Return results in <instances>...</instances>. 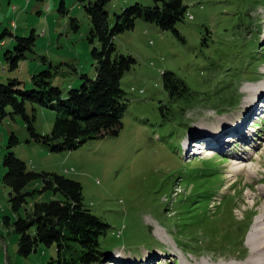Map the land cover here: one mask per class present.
Wrapping results in <instances>:
<instances>
[{"label":"rangeland","instance_id":"rangeland-1","mask_svg":"<svg viewBox=\"0 0 264 264\" xmlns=\"http://www.w3.org/2000/svg\"><path fill=\"white\" fill-rule=\"evenodd\" d=\"M95 1L0 0V33L7 28L15 36L29 37L34 29L36 35L34 51L13 71L5 54L15 50L16 39L4 38L0 82L19 77L31 89L32 68L37 66L38 74L51 67L52 84L67 96L70 88L82 84L83 74L95 78L92 50L100 43L88 39L91 19L85 8ZM139 1L148 3L111 0L106 6L110 23ZM184 1L194 18L186 16L177 25L183 39L143 19L116 36L118 51L137 59L121 82L128 107L118 136L52 152L32 138L21 115L0 121V264H48L57 255L56 245L44 244L29 256L19 252L20 235L13 227L19 213L12 210L11 190L3 182L8 151L29 169L57 172L82 184L85 204L110 224L103 247L118 249L110 256L113 261L103 264H239L238 259L250 258L248 236L264 212V108L259 104L260 112L247 117L256 96L247 91L257 93L264 84V0ZM62 3L65 12L59 10ZM165 71L176 73L194 90L195 99L184 114L175 108L166 110L167 115L161 111L160 106L171 104ZM26 110L29 115L35 110L38 133L51 132L55 109L27 102ZM243 117L245 127L230 131ZM211 128L223 129L220 142L216 131H205ZM12 133L20 143L10 149ZM192 140L212 152L195 154L187 148ZM40 188L41 182L33 181L26 189ZM50 195L29 196L20 213L25 215L35 201L51 200Z\"/></svg>","mask_w":264,"mask_h":264},{"label":"trees","instance_id":"trees-1","mask_svg":"<svg viewBox=\"0 0 264 264\" xmlns=\"http://www.w3.org/2000/svg\"><path fill=\"white\" fill-rule=\"evenodd\" d=\"M84 1V0H80ZM111 0H97L85 5L91 19L88 39L91 43L99 41L94 47L92 57L97 64L95 78L83 74L82 84L70 88L67 96L60 87L52 84L54 72L51 67L33 75V88H25L19 78H9L0 82V121L8 115H21L32 138L48 146L52 152L76 150L88 140L118 136L123 128V118L128 107L126 91L122 88L123 76L137 63L133 55L118 51L116 36L135 28L136 20L143 19L154 23L162 30H172L180 39L179 23L193 19L188 13L189 6L184 0H147L125 7L116 15L114 24L109 20L106 9ZM64 11V3L60 9ZM73 20V27L78 25ZM34 29L29 37L15 36L9 29L0 33V48L7 35L16 39L14 51H8L5 59L11 71L20 68L21 60L33 52L36 44ZM205 43V42H204ZM43 61L47 63L46 57ZM51 66V65H50ZM164 87L171 99L170 105L160 106L163 115L174 108L184 114L186 104L195 99L194 90L174 72H163ZM31 102L55 109L58 116L50 133H38L34 126L35 110L29 115L26 103ZM11 109V111H9ZM190 130V129H188ZM20 143L12 133L9 148ZM6 172L3 182L10 188L9 201L12 210L19 215L13 221L14 230L20 235L19 252L29 256L39 244L46 247L56 245L57 255L48 264H103L117 250L103 247V238L110 224L94 214L85 204L82 184L64 174L29 169L27 163L18 158L13 151L4 156ZM40 181L41 188L32 191L27 186ZM50 192L49 201H35L25 215L21 208L28 203V197L36 193ZM10 223V218L6 219ZM154 237V236H153ZM155 238V237H154ZM156 240V239H155ZM112 258L110 259L111 261Z\"/></svg>","mask_w":264,"mask_h":264},{"label":"bare ground","instance_id":"bare-ground-1","mask_svg":"<svg viewBox=\"0 0 264 264\" xmlns=\"http://www.w3.org/2000/svg\"><path fill=\"white\" fill-rule=\"evenodd\" d=\"M248 90L249 91H247V93H250L252 95H256L255 96V99H253V103H252L253 105H251L250 106L251 108H249L248 111H247V117H250L253 113L257 112L258 109H260V107H259L260 106L259 105L260 104L259 103V99L264 94V89H262L263 90L262 93L259 91V93H257V94L255 93V89H248ZM223 122H228V121L223 120ZM238 123L239 124L235 125L233 128H230V131L231 130H236L237 132H240L241 129L245 127V123L246 122L244 120V117L241 118V121L238 122ZM211 130H213V131H211ZM221 130H223V129H216V128H213V129L212 128L211 129H205V131H207L209 133L210 132L213 133V132L216 131L214 134H216L215 137L217 138V141L219 140L218 142H220V139L222 138V135H219V134H221L220 133ZM230 133H232V132H230ZM202 136H204V135H201V137ZM232 139L233 138H230L228 140L231 141ZM247 141H248V139H247ZM187 148L190 149V145L187 146ZM193 150L196 151V152H203V151H200L201 149H195V148H193ZM209 151L212 152V150H208L207 152H209ZM236 155H238L240 157V154H236ZM238 156L237 157H232L231 156V158L234 161H241V162L248 160V158H246L244 160V157L238 158ZM248 156H251V155L248 154ZM239 164L241 165L243 163H238V162L235 163V165H239ZM66 171H68V170H66ZM235 171H238V169H235L232 172H235ZM250 174H251L250 176L253 175L252 172H250ZM260 191H261V194L264 195V188L263 189H260ZM263 210H264V208H263ZM261 217H262L261 220L258 219L256 221V223L253 225L252 230H251V232H250V234L248 236L247 244H248V246L250 248V255H249L250 258L247 259L248 258L247 257V258H245L243 260L238 259L237 261L238 262L240 261L239 264H264V218H263L264 217V212H263V215ZM162 256H164V255H162ZM149 260L151 261L152 259H149ZM225 263H227V262H225ZM225 263L222 262L221 264H225ZM235 263H237V262H235Z\"/></svg>","mask_w":264,"mask_h":264},{"label":"crops","instance_id":"crops-1","mask_svg":"<svg viewBox=\"0 0 264 264\" xmlns=\"http://www.w3.org/2000/svg\"><path fill=\"white\" fill-rule=\"evenodd\" d=\"M13 22H14V20H13ZM14 23H15V22H14ZM15 25H16V23H15ZM14 28L17 29V25H16V27H14ZM4 44H5V43H4ZM36 68H37V66H34V67L32 68V71L30 72V73H31V74H30L31 77H33V75L36 74V72H37ZM24 69H25V67L23 68L22 73L24 72ZM5 70H6V68H3V71H5ZM17 78H19V77H17ZM19 79H20V78H19Z\"/></svg>","mask_w":264,"mask_h":264},{"label":"built area","instance_id":"built-area-1","mask_svg":"<svg viewBox=\"0 0 264 264\" xmlns=\"http://www.w3.org/2000/svg\"><path fill=\"white\" fill-rule=\"evenodd\" d=\"M15 27H16V25H15ZM68 170V169H67Z\"/></svg>","mask_w":264,"mask_h":264}]
</instances>
